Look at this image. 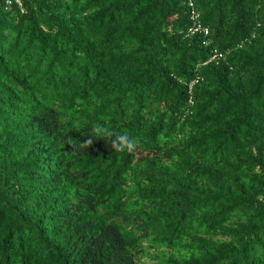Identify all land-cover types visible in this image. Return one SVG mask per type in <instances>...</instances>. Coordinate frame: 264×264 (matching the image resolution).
Returning <instances> with one entry per match:
<instances>
[{
  "label": "trees",
  "instance_id": "obj_1",
  "mask_svg": "<svg viewBox=\"0 0 264 264\" xmlns=\"http://www.w3.org/2000/svg\"><path fill=\"white\" fill-rule=\"evenodd\" d=\"M10 1L0 264H264V0Z\"/></svg>",
  "mask_w": 264,
  "mask_h": 264
},
{
  "label": "clouds",
  "instance_id": "obj_2",
  "mask_svg": "<svg viewBox=\"0 0 264 264\" xmlns=\"http://www.w3.org/2000/svg\"><path fill=\"white\" fill-rule=\"evenodd\" d=\"M94 131L97 133H102L105 134L109 137H111L113 135V133L106 129V128H101V127H95ZM92 139L89 138L88 140H86L85 142L82 143V145H77L73 148V151H79L82 147H89L92 144ZM70 146H71V142ZM113 147H116L118 150H131L134 147L135 144V140L134 138H130L127 134L124 135H119L117 136L116 140H113Z\"/></svg>",
  "mask_w": 264,
  "mask_h": 264
},
{
  "label": "built area",
  "instance_id": "obj_3",
  "mask_svg": "<svg viewBox=\"0 0 264 264\" xmlns=\"http://www.w3.org/2000/svg\"><path fill=\"white\" fill-rule=\"evenodd\" d=\"M15 1H17V2H19V0H15ZM6 2L8 3V4H10V0H6ZM190 6H192V4L190 3ZM191 14H192V18L194 19V20H196L197 19V13L193 10V7H192V9H191Z\"/></svg>",
  "mask_w": 264,
  "mask_h": 264
},
{
  "label": "rangeland",
  "instance_id": "obj_4",
  "mask_svg": "<svg viewBox=\"0 0 264 264\" xmlns=\"http://www.w3.org/2000/svg\"><path fill=\"white\" fill-rule=\"evenodd\" d=\"M149 263V261H147Z\"/></svg>",
  "mask_w": 264,
  "mask_h": 264
}]
</instances>
